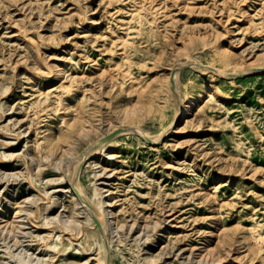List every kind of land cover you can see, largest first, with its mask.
<instances>
[{"label": "bare ground", "instance_id": "obj_1", "mask_svg": "<svg viewBox=\"0 0 264 264\" xmlns=\"http://www.w3.org/2000/svg\"><path fill=\"white\" fill-rule=\"evenodd\" d=\"M47 3L48 0H0V25L3 28L0 32V50H4L2 42L5 40L18 45V57L14 59V66H22L19 72L27 77L28 88L31 90L28 91L23 82L15 84L16 72L12 76L0 75V95L11 92L14 96V103L9 102L7 105L10 110L8 115L6 110L0 114L2 144L10 149L0 151V184L3 185L0 187V241H4V252L18 264H56L59 255L77 253L81 249V238L84 237L89 245L88 250L83 249L88 254L84 263L66 260L64 264H113L114 241L121 240V231L128 227L132 229L138 224L141 232L135 238L142 233L144 235L150 227L158 229L155 236L147 233L144 239L148 242V258L151 263L155 262L154 246H157V242L161 244L170 227L182 226L178 222L180 215L169 212L167 216H172L167 219L169 223L158 226L155 215H141L143 223L140 224L137 213L129 223L126 219L128 210L119 202V188H111L118 169L116 166L111 167V163L104 164L100 160H115L120 156L118 152L124 147L121 136L137 138L140 143L150 146L159 145L165 137L172 134H176L178 138L185 137L187 142L191 141V133L200 125L193 116L196 106L208 95L226 98L220 87L221 76H224L226 69L234 70L240 65L242 58L230 49L226 41H220L212 54L214 63L192 61L198 66L204 79L196 88L187 89L181 98V65L172 64L157 73V79L164 82L158 83L157 88L146 90L142 87L138 91L139 96L131 103L121 105L117 110H102L99 99L105 94L106 85L114 89L118 76L127 74L118 63L113 62L114 55L120 54L127 60L131 57L128 55L130 47L137 52L138 48L134 46L132 38L141 35L145 28H159L153 24L157 19L155 12L158 13L161 7L154 6L151 1L134 2L130 13L121 18L124 34L112 37L113 26L102 29V26L96 25L93 0L69 14L72 26H55L58 19L48 20L44 24V17L52 15V10H45ZM258 10L264 16V0H260ZM74 14H78L77 19H73ZM173 18L171 16L170 19ZM148 23L151 26H145ZM190 27L191 30H188L183 41L186 44L197 39L196 32L199 33L198 26ZM71 28H81L75 32V40L69 37L70 32L64 31ZM254 31L264 34V23H256ZM203 32L204 34L200 33V38L206 44L208 29ZM9 52L8 56H0V64L7 63V58L11 55ZM261 55H256L250 68L264 74ZM99 56H105L106 66L100 65ZM0 69L3 70L4 67ZM246 73L249 71L244 68L230 74ZM162 89L168 91L170 96V99L166 98L163 102L158 99ZM22 94H31V97L24 99L20 96ZM171 104L175 110L173 116L170 115ZM150 115H157L160 119L162 129L157 135H152L141 125L145 117ZM4 121L7 122L1 124ZM31 132L34 134L31 135ZM23 137L25 146L18 150L16 148ZM177 139L169 143L171 149L178 145ZM200 146V143L196 144L197 148ZM199 154L207 157L210 156V151L201 147ZM179 157L178 154L175 158ZM215 157L216 160H221L225 168L210 170L214 182L212 186L207 183L191 192L192 198L196 199L195 196H198L199 203L211 208L206 216L194 219L211 221L208 230L197 228L198 232L207 236V242L201 247H181L177 253L181 256L180 261L185 264H224L225 259L233 256V262L238 264H264V224L253 222V226L243 227V234L235 245L229 230L220 228L224 207L233 204L235 198H221L214 193L228 179V185L235 188L240 185L241 179L247 185H262L264 167L260 168L249 156L239 165L222 161V156ZM89 161H93L92 172L96 179L91 195L87 192L81 175L82 167ZM162 162L166 163L167 160L163 158ZM12 163L14 165L10 167ZM19 183L23 185L16 188L15 185ZM51 185L54 187L51 188ZM244 189L250 197L251 189ZM59 191L64 194H57ZM65 194L70 198V205L64 202ZM42 204L45 207L42 208ZM167 211L164 208L163 213ZM120 214H123L121 221L117 219ZM33 226L39 228L40 232L34 234ZM90 229L96 231L100 238ZM22 237H29L31 240L35 237L37 248L46 250L49 256L14 251L9 242H18ZM181 237L182 235H175L170 243L158 246L159 253L165 254L171 243L181 240ZM0 264L13 263L0 255Z\"/></svg>", "mask_w": 264, "mask_h": 264}, {"label": "rangeland", "instance_id": "obj_2", "mask_svg": "<svg viewBox=\"0 0 264 264\" xmlns=\"http://www.w3.org/2000/svg\"><path fill=\"white\" fill-rule=\"evenodd\" d=\"M88 1L48 0L45 10H52V15L50 17L43 16L44 24L48 23V20L54 19L55 21L58 19L55 26H72L69 22V14L80 6L84 7ZM136 1L138 0H93L95 12L93 15L96 25L102 26V29H105L106 26H113L111 30L112 37L124 34L122 29L124 24L121 18L130 13ZM146 1H151L154 6L161 7L158 13L155 12L157 19L153 24V26H159V28H145L146 30L144 29L141 35L132 38V40L134 39V46L138 48L137 52H134L133 47L129 48L128 55L132 58L125 60L120 54L114 55L113 62L118 63L127 74L118 76V83L114 89L106 85L105 94L99 99L102 103V110H108L109 108L117 110L121 105L131 103L139 96L138 91L142 87L146 90L157 88L158 83H164L157 79V73L165 70V67L172 66V64L181 65L179 68L181 98V95L187 89L196 88L197 84L204 79V75L192 61L214 63L212 54L220 41H226L230 49L242 58L240 65L236 66L234 70L226 69L224 76H221L220 87L226 98L208 95L204 101L196 106L193 116L200 125L190 135L193 143L191 141L187 142L185 137L178 138L176 134L168 135L162 140V143L156 146L140 143L134 137L121 136L120 139L124 147L118 152L120 156L115 160L106 158L100 160L101 163H111V167L116 166L118 169L111 188L114 190L119 188V202L128 210L126 219L129 223L139 214L141 224L143 223V217L140 216L149 214L155 215L154 219L158 220V226L167 225L169 223L167 219L172 217L167 216V214L172 212L180 215L178 222L182 224L180 227H170L161 240V244L157 242V246H154L153 250V253H156V261L152 263L146 252L148 242L144 239L147 233L155 236L158 229L150 227L148 230L146 229L144 235L142 233L136 238L135 236H138L141 232L138 229V224L132 229L128 227L121 231V240L118 239L113 244V264H185L180 261L182 260L180 254H177L181 247L188 248L192 245L201 247L207 242V236L198 232L197 228L208 230L211 221L194 219L206 216L211 208L207 204L199 203L198 196H195L196 199L192 198L191 192L196 187L205 186L207 183L212 186L214 182L210 170L217 171L225 168L221 160H216L215 156H222V161H230L236 165H239L249 156V159L257 163L260 168L264 167V74L257 73L250 68L257 54H262L260 59L264 61V34L263 32L254 31L256 23H264V16L258 13L260 0H231V2L229 0ZM230 3L232 4L231 7L229 6ZM163 13H165V16H163ZM77 15L74 14L73 19H77ZM171 16H174V18L170 19ZM1 26L0 32L3 31ZM145 26L151 25L148 23ZM190 26H198L201 30L198 28L199 33L196 32L197 36L195 34L197 39L186 44L183 41L188 30H191ZM79 29L71 28L64 29V31L70 32L69 37L71 36L70 38L75 40L74 34ZM205 29H208V42L206 44L200 38V33L204 34ZM215 36L217 38H214ZM2 45L4 50H0V56L3 54L8 56L9 50L11 55L7 58V63L0 64V68L4 67L3 70L0 69V75L3 77L12 76L14 72L18 73L15 84L18 85L23 82L25 88L31 92L28 88L27 77L19 72L22 66H14V59L18 57V50L16 49L18 45L8 40L2 42ZM183 52L185 53L183 54ZM105 56H99L100 65H107ZM176 61L179 63H176ZM184 62L189 63L185 64ZM90 68L91 66H89ZM244 68H247L249 73L230 74L232 71H240ZM160 95L158 99L162 102L166 98L170 99L168 91L164 89L160 91ZM20 96L28 99L31 94ZM13 99L14 96L11 92L0 95V114L3 110H6L8 115L7 112L10 110L7 105L9 102L14 103ZM174 114V105L171 104L170 115L173 116ZM8 120L9 117L7 116ZM141 125L152 135L159 134L162 129L157 115L145 117ZM1 132L0 151H9L10 149L2 144L3 135L1 136ZM116 133L117 131L112 132L110 137ZM33 134L31 132V135ZM24 139L25 137L21 139L16 149L22 150L24 148ZM176 139L179 143L171 149L169 143L175 142ZM197 143L201 144L200 148L196 147ZM238 143L240 147H238ZM201 147L208 149L211 157L209 155L204 157L199 154ZM178 154L180 157L176 159L175 157ZM163 158L167 160L166 163L162 162ZM90 162L82 167L81 175L84 177V186L91 195L96 179L92 172L93 161L89 165ZM13 165L14 163L10 167H13ZM229 181L230 179L221 184L218 182L217 184H220V186L214 193L219 194L221 198L227 196H234L235 198L233 204L224 207L220 228L229 230L233 235L232 241L236 245L238 243L237 239L243 234V227L253 226V222L264 224V183L262 185H247V182L241 179L240 185L235 188L228 185ZM22 183L16 184L15 187H21ZM1 186L3 185L0 184ZM50 187L52 188L54 185ZM246 187L251 189L249 192L250 197L246 194V189H244ZM56 193L64 194L61 191ZM64 198V202L70 205L68 194H65ZM42 205V208L45 207V204ZM164 208L168 209L165 213H163ZM122 217L123 214H120L117 219L121 221ZM84 218L80 217V219ZM38 221L42 222L43 220L38 219ZM32 229H34V234L40 232L36 226H33ZM94 232V235L100 238L99 234L96 231ZM175 235H182V239L172 242L168 251L165 254H160V247L158 246L170 243V239ZM29 237H22L18 242L11 240L9 244L14 251L27 252L37 256H49V254H46V250L37 248L35 237L32 240ZM91 237L94 238L93 235ZM81 240L80 247L82 251L80 249L77 253L71 252L67 256L59 255L56 264H64L66 260L84 263L88 254L83 249L88 250L89 245L84 237ZM5 248L4 241L1 240L0 255H3L5 260L18 264L13 261V258L7 256L4 252ZM187 253L188 251L185 252V254ZM232 257L225 259L224 264H238L233 262Z\"/></svg>", "mask_w": 264, "mask_h": 264}]
</instances>
